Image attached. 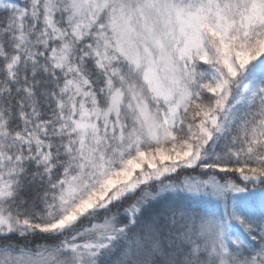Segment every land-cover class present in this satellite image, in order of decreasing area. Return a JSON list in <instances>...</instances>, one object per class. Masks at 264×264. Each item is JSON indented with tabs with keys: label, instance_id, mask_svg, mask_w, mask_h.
I'll return each mask as SVG.
<instances>
[{
	"label": "snow or ice",
	"instance_id": "obj_1",
	"mask_svg": "<svg viewBox=\"0 0 264 264\" xmlns=\"http://www.w3.org/2000/svg\"><path fill=\"white\" fill-rule=\"evenodd\" d=\"M0 264H264V0H0Z\"/></svg>",
	"mask_w": 264,
	"mask_h": 264
}]
</instances>
